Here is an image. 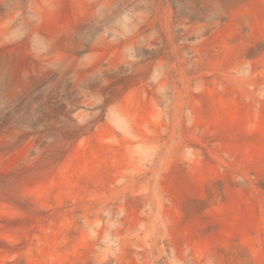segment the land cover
Listing matches in <instances>:
<instances>
[{
  "label": "rangeland",
  "instance_id": "374dc122",
  "mask_svg": "<svg viewBox=\"0 0 264 264\" xmlns=\"http://www.w3.org/2000/svg\"><path fill=\"white\" fill-rule=\"evenodd\" d=\"M0 264H264V0H0Z\"/></svg>",
  "mask_w": 264,
  "mask_h": 264
}]
</instances>
